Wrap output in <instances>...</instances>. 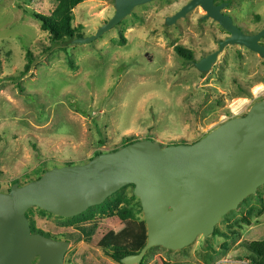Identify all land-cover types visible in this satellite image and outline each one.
Wrapping results in <instances>:
<instances>
[{
  "label": "rangeland",
  "instance_id": "374dc122",
  "mask_svg": "<svg viewBox=\"0 0 264 264\" xmlns=\"http://www.w3.org/2000/svg\"><path fill=\"white\" fill-rule=\"evenodd\" d=\"M247 34L264 28V0H219ZM59 0H0V189L26 185L43 170L82 165L130 141L162 146L195 143L264 100V60L228 46L211 72L193 65L230 35L197 8L174 25L190 0H157L87 45H53L33 14L50 16ZM115 14V0H85L75 27L93 36ZM264 44V39L262 40ZM177 48L193 54L184 59ZM32 54V68L22 75ZM73 64V66L71 65ZM128 186L101 206L66 219L39 208L28 213L33 232L57 240L80 227L104 233L99 246L72 245L65 264H122L117 249L139 253L148 230L140 199ZM7 193V192H4ZM255 210L250 220L249 212ZM215 233L181 251L151 249L141 264H251L244 241L264 240V186L223 217ZM94 239V238H93Z\"/></svg>",
  "mask_w": 264,
  "mask_h": 264
},
{
  "label": "water",
  "instance_id": "95a60500",
  "mask_svg": "<svg viewBox=\"0 0 264 264\" xmlns=\"http://www.w3.org/2000/svg\"><path fill=\"white\" fill-rule=\"evenodd\" d=\"M155 1L115 0L114 16L95 35L64 44H91L121 25L136 8ZM227 6H217L215 0H191L167 18V25H174L201 7L206 19L219 23L230 35L219 43L217 52L194 63L203 75L211 72L228 46H243L264 60V28L245 34L231 16L223 14ZM128 186H134V196L141 201L148 240L140 253L125 256L122 264H141L156 247L181 251L200 236H212L224 216L264 186V100L195 143L164 147L140 140L82 165L55 167L26 185L14 183L8 193L0 190V264H65L71 243L34 233L27 213L39 208L75 218Z\"/></svg>",
  "mask_w": 264,
  "mask_h": 264
},
{
  "label": "trees",
  "instance_id": "16d2710c",
  "mask_svg": "<svg viewBox=\"0 0 264 264\" xmlns=\"http://www.w3.org/2000/svg\"><path fill=\"white\" fill-rule=\"evenodd\" d=\"M85 0H59L56 9L52 12L50 16L44 14H33V17L40 21L42 31L48 32L53 45L64 44L66 41L70 39H76L83 37L80 32L83 27H75L73 25L74 22V9L79 6ZM177 53L184 59H193V54L191 52H186L182 48H177ZM29 62L25 67L24 72L22 75H27L32 68V54H28ZM73 66V64L71 63ZM1 61H0V73H1ZM134 141H130L128 144H131ZM95 155L98 156L102 154ZM94 158V157H93ZM48 170H43L41 177L45 174ZM39 177V178H41ZM38 178V179H39ZM37 180V179H36ZM18 183V182H16ZM255 210H251L249 212L250 220L253 219V215ZM35 233V232H34ZM219 231L216 229L215 235H217ZM44 234V233H41ZM45 235V234H44ZM48 236V235H46ZM49 237V236H48ZM94 238V239H93ZM66 240L73 245H77L82 242L89 243L92 246H99L104 240V233L100 232L96 229V227H80L74 231L68 232L66 234ZM241 246L247 251L248 260L251 264H264V240L262 241H253L248 242L244 241L241 243ZM132 253L124 250V249H117V252L112 254V259L117 262L121 263L122 259L130 255ZM161 264V262H160ZM164 264V263H163Z\"/></svg>",
  "mask_w": 264,
  "mask_h": 264
},
{
  "label": "flooded vegetation",
  "instance_id": "af4514ba",
  "mask_svg": "<svg viewBox=\"0 0 264 264\" xmlns=\"http://www.w3.org/2000/svg\"><path fill=\"white\" fill-rule=\"evenodd\" d=\"M191 1V0H190ZM224 3H226V4H228V6L226 7V8H228L229 6H230V3L229 2H227V1H221V2H219V0H215V5H221V4H224ZM199 8H201V7H199ZM226 8H224V10L226 9ZM224 10H223V14H226V15H229V14H227V13H225L224 12ZM229 16H231V15H229ZM232 17V16H231ZM186 18V17H185ZM202 19H206V15L204 16V18H202ZM232 19H233V17H232ZM235 23V25L236 26H238L237 24H236V22H234ZM219 24V23H218ZM242 31H243V29L240 27V26H238ZM244 32V31H243ZM245 33V32H244ZM245 34H247V33H245ZM248 35H251V34H248ZM254 35V34H253ZM230 37V36H229ZM228 37V38H229ZM224 41V40H223ZM220 43V42H219ZM217 52V51H216ZM215 53V52H214ZM213 54V53H212ZM209 56V55H208ZM194 63L195 62H193V65H194ZM1 190V189H0ZM123 190V189H122ZM10 191V189L9 190H6L5 192H9ZM133 196H134V191H133ZM141 202V201H140ZM101 206V205H100ZM97 207V206H96ZM94 208V207H93ZM141 209H142V205H141ZM143 211V210H142ZM28 218H29V216H28ZM30 221V220H29ZM84 227H87V226H84ZM92 228H94V227H92ZM96 229H97V227H96ZM33 231V230H32ZM105 238V237H104ZM73 244H71V246H72ZM141 252V251H140ZM139 252V253H140ZM136 254H138V253H136ZM131 255V254H130ZM65 262H66V260H65Z\"/></svg>",
  "mask_w": 264,
  "mask_h": 264
},
{
  "label": "crops",
  "instance_id": "0c3cea01",
  "mask_svg": "<svg viewBox=\"0 0 264 264\" xmlns=\"http://www.w3.org/2000/svg\"><path fill=\"white\" fill-rule=\"evenodd\" d=\"M5 192V191H4Z\"/></svg>",
  "mask_w": 264,
  "mask_h": 264
}]
</instances>
